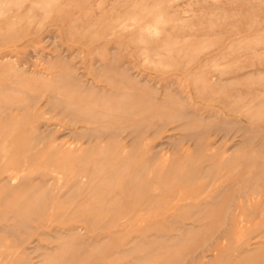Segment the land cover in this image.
I'll return each instance as SVG.
<instances>
[{
	"label": "rangeland",
	"instance_id": "obj_1",
	"mask_svg": "<svg viewBox=\"0 0 264 264\" xmlns=\"http://www.w3.org/2000/svg\"><path fill=\"white\" fill-rule=\"evenodd\" d=\"M263 261L264 0H0V264Z\"/></svg>",
	"mask_w": 264,
	"mask_h": 264
},
{
	"label": "bare ground",
	"instance_id": "obj_2",
	"mask_svg": "<svg viewBox=\"0 0 264 264\" xmlns=\"http://www.w3.org/2000/svg\"><path fill=\"white\" fill-rule=\"evenodd\" d=\"M100 18H101V17H100ZM76 20H79V19H76ZM73 22H74V21H73ZM136 38H137V37H136ZM60 62H61V61H60ZM64 64H65V63H64ZM77 76H78V75H77ZM68 77H69V76H68ZM72 80H73V79H72ZM72 80H70L68 83H70ZM79 80H81V78H80ZM79 80L76 79V82H78ZM74 81H75V80H74ZM74 81H73V82H74ZM59 82H61V81H59ZM73 82H71V83H73ZM52 83H53V82H52ZM63 83H64V82H63ZM68 83L66 84L67 86H68ZM83 83H84V82H83ZM75 84H77V87H78L79 84H78V83H75ZM80 85H82V82H81ZM89 85H90V83H89ZM84 86H85V85H84ZM74 87H75V85H74ZM77 87H76V89H79V88L81 89V87H82V89H83V85H82L81 87L79 86V88H77ZM70 88H71V87H70ZM72 88H73V86H72ZM72 88H71V89H72ZM87 88H89V87L87 86ZM95 88H96V87H95ZM82 89H81V90H82ZM81 90H80V91H81ZM87 90H88V89H87ZM87 90H86V91H87ZM90 90H91V88H90ZM103 90H104V89H103ZM103 90H102V91H103ZM86 91H84V92H86ZM77 92H79V91H77ZM84 92H83V93H84ZM89 92H90V91H89ZM73 93H74V92H73ZM81 93H82V91H81ZM104 93H105V92H104ZM78 94H79V93H78ZM85 94H86V93H84V95H85ZM90 94H91V92H90ZM81 95H83V94H81ZM86 95H87V94H86ZM86 95H85V96H86ZM96 95H97V94H96ZM105 95H106V94H105ZM79 96H80V95H78V96H76V97L74 96V98L77 99V97L79 98ZM89 96H91V95H89ZM94 96H95V95H94ZM135 96H136V95H135ZM91 97H93V96H91ZM95 97H97V96H95ZM133 97H134V96H133ZM136 97H137V98H138V97L140 98V96H138V95H137ZM86 98L88 99V97H86ZM89 98H90V97H89ZM113 98H114V97H113ZM82 99H83V98H82ZM119 99H122V98H119ZM123 99H124V98H123ZM84 100H85V99H84ZM116 100H117V99H116ZM62 101H63V100H62ZM76 101H77V100H76ZM85 101H86V100H85ZM93 101H95V99H94ZM64 102H65V101H64ZM122 102H123V101H122ZM71 103H72V102H71ZM76 103H77V102H76ZM103 103H104V102H103ZM118 103H120V102H118ZM62 104H63V103H62ZM62 104H61V105H62ZM74 104H75V103H74ZM88 104H89V103H88ZM88 104H87V105H88ZM92 104H93V103H92ZM120 104H121V103H120ZM122 104H123V103H122ZM70 105H71V104H70ZM70 105H69V106H70ZM77 105H78V104H77ZM83 105L85 106V104H83ZM90 105H91V103H90ZM93 105H94V104H93ZM93 105H91V106H93ZM125 105H126V104H125ZM108 106H110V105H108ZM108 106H107L106 108H108ZM111 106H112V105H111ZM116 106H118V105H116ZM94 107H95V106H94ZM96 107H97V106H96ZM113 107H115V106L113 105ZM121 107L124 108V106H122V105H121ZM121 107H120V108H121ZM97 108H98V107H97ZM74 109H75V108H74ZM98 109H99V108H98ZM102 109H103V108H102ZM126 109H127V108H126ZM107 110H109V109H107ZM107 110H105V111L107 112ZM124 110H125V109H124ZM93 111H94V110H93ZM118 111H120V110H118ZM130 111H131V110H130ZM103 112H104V110H103ZM122 113H126V112H125V111H124V112L122 111ZM130 113H131V112H130ZM117 115H118V112H117ZM119 115H121V114H119ZM125 115H127V114H125ZM129 115H130V114H129ZM131 116H132V115H131ZM121 117H122V116H120V118H121ZM118 118H119V117H118ZM122 118H124V117H122ZM125 118H126V117H125ZM127 118H128V117H127ZM127 118H126V119H127ZM105 119H106V118H105ZM114 119H115V118H114ZM128 119H129V118H128ZM112 120H113V119H112ZM96 121H98V120H96ZM96 121H95V122H96ZM106 121L108 122V117H107V120H106ZM113 121H114V120H113ZM119 121H120V122H119ZM119 121H118V123H121V120H119ZM131 121H132V120H131ZM103 122H104V121H103ZM110 122L113 123L112 121H110ZM114 122H115V124H118V123L116 122V120H115ZM122 122H123V119H122ZM108 123H109V122H108ZM109 124H110V123H109ZM100 125H101V123H100ZM106 125H107V124H105L104 126H106ZM112 125H114V124H112ZM128 125H129V124H127V126H128ZM134 125H135V124H134ZM96 126H98V125H96ZM102 126H103V125H102ZM102 126H101V127H102ZM107 126H108V125H107ZM119 127H120V126H119ZM125 127H126V126H125ZM125 127H124V128H125ZM129 127H130V126H129ZM124 128H123V129H124ZM99 129H100V127H99ZM132 129H133V128H132ZM116 130H117V129H116ZM126 132H127V131H126ZM94 133H95V129H94ZM134 134H135V133H133V135H134ZM112 135H113V134H112ZM99 136H100V135H99ZM101 136H102V135H101ZM119 136H120V135H119ZM110 137H111V136H110ZM102 138H103V137H102ZM110 139H111V138H110ZM116 139H118V138H116ZM119 139H120V138H119ZM125 139H126V138H125ZM113 140H114V139H113ZM105 142H107V141H105ZM121 142H122V140H121ZM121 142H118V143H121ZM132 142H133V141H132ZM130 143H131V141H130ZM137 143H138V142H137ZM105 144H106V143H105ZM111 144H113V142H111ZM119 145H121V144H119ZM136 145H137V144H136ZM109 147H111V146H108L107 148L109 149ZM126 147H128V146H126ZM133 147H134V146H133ZM135 147H136V146H135ZM122 148H125V147H122ZM122 148H121V149H122ZM143 148H144V147H143ZM145 148H147V146H146ZM116 149H117V147L115 148V150H116ZM131 149H132V148H131ZM126 150H127V149H126ZM133 150H134V148H133ZM133 150H132V151H133ZM139 150H140V149H139ZM111 151H112V150H111ZM121 151H122V150H121ZM114 152H115V151H114ZM135 152H137V151L135 150ZM111 153H112V152H111ZM111 153H110V154H111ZM120 153H121V152H120ZM120 153H119V154H120ZM124 153H126V152H124ZM124 153H122V154H124ZM104 154H105V153H104ZM108 154H109V153H108ZM113 155H114V154H113ZM122 156H123V155H122ZM111 157H112V156H111ZM109 158H110V157H109ZM115 158H116V157H115ZM124 158H125V157H124ZM166 158H167V157H166ZM112 159H113V158H112ZM110 160H111V159H110ZM117 160H118V159H117ZM115 161H116V160H115ZM119 161H120V160H118L117 162H119ZM121 161H122V159H121ZM121 161H120V162H121ZM124 162H126V161H124ZM126 163H127V162H126ZM117 164H118V163H116V165H117ZM119 164H120V163H119ZM119 164H118V165H119ZM96 165H97V164H96ZM111 165H112V164H111ZM120 165H121V164H120ZM126 165H127V164H126ZM106 166H107V165H106ZM109 166H110V165H109ZM121 166H122V165H121ZM107 167H108V166H107ZM118 167H119V166H118ZM118 169H120V167H119ZM121 169H122V168H121ZM123 169H125V168H123ZM116 171H117V170H116ZM113 173H114V172H113ZM113 173H112V174H113ZM120 173H121V172H120ZM123 186H124V185H123ZM122 188H123V187H122ZM127 190H128V189H127ZM118 192H119V191H118ZM130 205H131V204H130ZM103 253H104V252H103ZM105 253H106V252H105ZM109 253H110V252H109ZM106 254H107V253H106ZM251 255H252V254H251ZM257 258H258V257H257ZM263 262H264V261H263ZM263 262H262V263H263Z\"/></svg>",
	"mask_w": 264,
	"mask_h": 264
}]
</instances>
